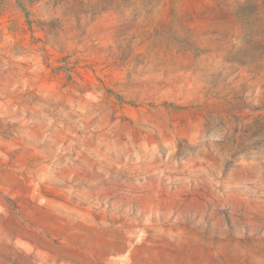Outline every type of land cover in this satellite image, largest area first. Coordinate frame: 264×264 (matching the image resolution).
<instances>
[{
  "label": "rangeland",
  "instance_id": "rangeland-1",
  "mask_svg": "<svg viewBox=\"0 0 264 264\" xmlns=\"http://www.w3.org/2000/svg\"><path fill=\"white\" fill-rule=\"evenodd\" d=\"M0 264H264V0H0Z\"/></svg>",
  "mask_w": 264,
  "mask_h": 264
}]
</instances>
